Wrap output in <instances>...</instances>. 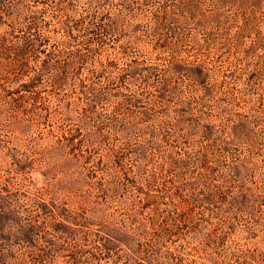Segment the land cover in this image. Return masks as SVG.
<instances>
[{
  "label": "rangeland",
  "instance_id": "1",
  "mask_svg": "<svg viewBox=\"0 0 264 264\" xmlns=\"http://www.w3.org/2000/svg\"><path fill=\"white\" fill-rule=\"evenodd\" d=\"M0 264H264V0H0Z\"/></svg>",
  "mask_w": 264,
  "mask_h": 264
}]
</instances>
